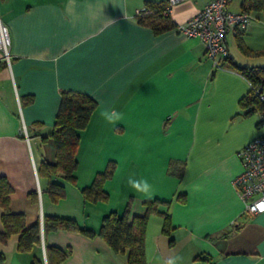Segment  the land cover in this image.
Masks as SVG:
<instances>
[{"label":"crops","instance_id":"obj_1","mask_svg":"<svg viewBox=\"0 0 264 264\" xmlns=\"http://www.w3.org/2000/svg\"><path fill=\"white\" fill-rule=\"evenodd\" d=\"M209 1L0 0L11 41L10 66L0 51V178L11 189L9 212L22 215L26 228H41V246L31 252L17 251L18 235L0 238V264H49L46 247L69 252L61 264H127L99 236L44 235L43 218L72 220L97 233L108 213L141 217L154 201L166 204L158 209L168 214L170 232H163L162 216L149 217L146 264L171 256L182 257L180 264H264V213H246L233 185L243 170L239 151L262 132L259 114L240 106L250 84L225 62L215 68L202 43L177 30ZM233 1L228 9L240 12L230 9ZM148 5L170 7L174 28L155 34L141 25L137 17ZM251 24L252 17L240 38ZM236 40L226 37L228 49ZM64 92L97 104L79 133L75 184L38 174L42 163L56 161L54 143L41 138L53 130ZM112 104L124 113L116 126L100 116ZM109 165L107 200L85 202L81 190ZM129 179H147L151 195ZM50 184L64 188L56 203ZM3 214L0 207V236Z\"/></svg>","mask_w":264,"mask_h":264},{"label":"trees","instance_id":"obj_2","mask_svg":"<svg viewBox=\"0 0 264 264\" xmlns=\"http://www.w3.org/2000/svg\"><path fill=\"white\" fill-rule=\"evenodd\" d=\"M166 5H148L146 13H140L137 17L141 25L149 27L155 34L166 32L174 28L166 15ZM251 15L252 12L264 15V0H245L240 10ZM241 35V34H240ZM240 40V36L237 37ZM242 52L250 55L239 43ZM264 56V52L261 53ZM226 65L242 75L251 86L261 85L264 87V66L263 67H240L232 58L225 61ZM242 109L248 114L262 113L263 106L250 91L248 96L240 101ZM97 109V104L87 95L77 92H64L61 95L59 109L55 118V124L48 137H42L41 141L52 140L56 148L55 163L44 162L38 170L42 178L50 179L53 176H62L71 184H75V170L77 167V151L79 146V133L83 131L92 115ZM114 173V166L109 165L107 169L96 176L92 185L81 190L85 202L97 203L107 200V194L103 190L104 183L111 179ZM11 189L4 178H0V207L4 210L2 223L4 233L0 238L5 241L11 235H18L17 251L31 252L34 247L41 246V228L36 223L26 228L22 215H13L9 212ZM47 193L53 203L64 197V188L60 185L50 184ZM164 203L154 201L146 204L147 211L144 216H130L126 211L123 215L110 212L102 219L98 232L81 229L72 220L44 217V235L50 232L69 231L86 235L89 238L99 236L111 250L117 255H125L127 264H146L145 240L146 228L149 217L158 214L163 217V232H170V218L168 214L161 212L158 208ZM166 208V206H165ZM46 256L49 264H61L69 256V252H63L56 248L46 247ZM33 264H40L34 260Z\"/></svg>","mask_w":264,"mask_h":264},{"label":"built area","instance_id":"obj_3","mask_svg":"<svg viewBox=\"0 0 264 264\" xmlns=\"http://www.w3.org/2000/svg\"><path fill=\"white\" fill-rule=\"evenodd\" d=\"M176 1V0H175ZM232 0H210L204 8L186 24L178 26V32L188 38L199 40L205 49L206 58L215 68H219L229 58L226 37L237 38L251 22L247 13L232 12L228 9ZM146 9L139 13H146ZM167 7L165 14H169ZM10 36L7 27L0 19V51L7 66L11 64ZM250 91L263 106L260 113L262 132L248 142L238 153L243 170L233 185L244 204L245 212L251 215L264 213V87L251 86ZM21 134L29 144L30 135L24 123Z\"/></svg>","mask_w":264,"mask_h":264},{"label":"rangeland","instance_id":"obj_4","mask_svg":"<svg viewBox=\"0 0 264 264\" xmlns=\"http://www.w3.org/2000/svg\"><path fill=\"white\" fill-rule=\"evenodd\" d=\"M245 0H234L230 6L231 10L240 11ZM252 24L240 40H236L229 46L231 57L239 60L240 63L248 65V68L263 67L264 56V15L262 13H251ZM239 43L250 55H245Z\"/></svg>","mask_w":264,"mask_h":264},{"label":"clouds","instance_id":"obj_5","mask_svg":"<svg viewBox=\"0 0 264 264\" xmlns=\"http://www.w3.org/2000/svg\"><path fill=\"white\" fill-rule=\"evenodd\" d=\"M100 116L104 119L107 124L113 126H116L124 120V113L118 110L115 104H112L108 107H104L103 110L100 112ZM128 183L133 189L141 192L142 194L146 196L151 195L152 185L147 179H129ZM181 260L182 257L180 256H171L165 261V264H180Z\"/></svg>","mask_w":264,"mask_h":264}]
</instances>
